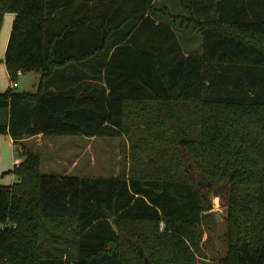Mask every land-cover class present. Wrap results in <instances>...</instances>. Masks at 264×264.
<instances>
[{
    "label": "trees",
    "instance_id": "16d2710c",
    "mask_svg": "<svg viewBox=\"0 0 264 264\" xmlns=\"http://www.w3.org/2000/svg\"><path fill=\"white\" fill-rule=\"evenodd\" d=\"M178 1L182 16L158 0H0V31L16 14L11 81L41 74L36 92H0V133L22 158L0 185V264H144L146 253L150 264H264V0ZM188 28L198 52L181 43ZM129 102L171 116L144 138L169 145L160 162L129 176L42 172L27 137L123 135ZM199 175L230 204L218 260L202 245L213 201Z\"/></svg>",
    "mask_w": 264,
    "mask_h": 264
},
{
    "label": "rangeland",
    "instance_id": "374dc122",
    "mask_svg": "<svg viewBox=\"0 0 264 264\" xmlns=\"http://www.w3.org/2000/svg\"><path fill=\"white\" fill-rule=\"evenodd\" d=\"M170 2L176 4L175 8L182 11L178 0H170ZM157 3L158 6L163 7V0H158ZM7 16L10 15L7 14L3 17L0 31V52L3 49L4 40L10 36L12 28V23L11 27L8 24L10 21ZM180 39L187 52L191 50L200 51L202 37L198 32L185 30L181 33ZM39 75L33 71L18 75L19 86L16 87V91L36 92ZM11 82L13 84V81ZM175 111L177 112H173V114L188 112L185 107ZM162 117L163 120L171 118L170 115L165 117L163 105L160 102H129L126 119L127 130L123 135L115 137L48 135L43 137L42 143L38 141L28 142V147L42 156L41 170L43 173L76 176H129L134 170L138 174L145 167L151 166L152 156L159 159L161 153L163 158V147L169 149V145L165 142L160 143L152 140L153 143L150 144L144 140L145 137L149 138L150 134L154 136L162 129ZM15 150L16 158H18L16 146ZM183 152L186 154L185 149ZM158 161L160 162V159ZM193 163L192 160H189L186 166L193 167ZM10 173L12 171H5L4 174L10 176ZM196 180L201 184L205 183L206 186L203 189L208 192L213 201V208L206 211L212 222L204 227L202 245L209 259L218 260L227 251L224 235L227 230L226 217L230 204L227 196L221 192L220 188L214 186L204 176L199 175ZM163 231H165L164 222L160 224L158 235L162 236ZM150 262L151 256L146 253L144 264H150Z\"/></svg>",
    "mask_w": 264,
    "mask_h": 264
},
{
    "label": "crops",
    "instance_id": "0c3cea01",
    "mask_svg": "<svg viewBox=\"0 0 264 264\" xmlns=\"http://www.w3.org/2000/svg\"><path fill=\"white\" fill-rule=\"evenodd\" d=\"M175 6H176V4H172L170 2V0H163V8L171 9L173 14H175L177 16L178 15L182 16L186 13L184 11L183 7L181 6V4L179 6L182 8V11L178 8H175ZM7 14L10 15V16H7L9 18V21H10V23L8 22V24L10 26L12 23V26H13L14 20L16 18V14L13 12H6V14L3 15V17H5ZM185 30H191L193 32L192 28L191 29L190 28L184 29V32H185ZM11 31H12V28H11ZM180 33H181V31H180ZM10 35H11V32H10ZM9 39H10V36L8 38L6 37V39L4 40V43H3V49L0 52V92L5 91L10 86H12L10 74L8 72V69H7V66L5 63V56H6V50H7ZM36 73H38V72H36ZM24 74H27V73H24ZM39 76L41 78V74ZM40 78H39V82H40ZM39 82H38V85H39ZM18 86H19V84H18ZM43 137H46V135L38 134L35 136H30V137H27L25 139L26 140L25 142L27 143V145H28V142H31V141L32 142L38 141L39 143H42ZM15 151L16 150H15V144H14L13 138L9 134H1L0 133V185H10V184L14 183V181H16V179H17L16 175L13 173H10V176H9V174L6 176L4 174L5 171L11 172L12 171L11 169L14 167V163L17 159ZM21 161H22V158H21ZM7 176H9V177H7Z\"/></svg>",
    "mask_w": 264,
    "mask_h": 264
},
{
    "label": "built area",
    "instance_id": "2783aa9c",
    "mask_svg": "<svg viewBox=\"0 0 264 264\" xmlns=\"http://www.w3.org/2000/svg\"><path fill=\"white\" fill-rule=\"evenodd\" d=\"M20 74H22V73L19 71V75ZM12 86L16 88L18 86V82L17 81L16 82H13ZM20 163H21V158L18 157L16 159L15 163H14V166H18Z\"/></svg>",
    "mask_w": 264,
    "mask_h": 264
},
{
    "label": "water",
    "instance_id": "95a60500",
    "mask_svg": "<svg viewBox=\"0 0 264 264\" xmlns=\"http://www.w3.org/2000/svg\"><path fill=\"white\" fill-rule=\"evenodd\" d=\"M209 184V183H208Z\"/></svg>",
    "mask_w": 264,
    "mask_h": 264
}]
</instances>
